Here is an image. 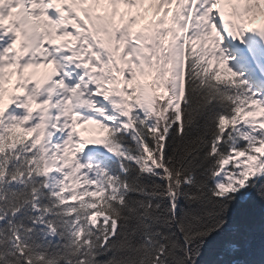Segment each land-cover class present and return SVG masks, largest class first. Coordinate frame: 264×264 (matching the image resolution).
Segmentation results:
<instances>
[{
	"label": "snow or ice",
	"instance_id": "6c2138e0",
	"mask_svg": "<svg viewBox=\"0 0 264 264\" xmlns=\"http://www.w3.org/2000/svg\"><path fill=\"white\" fill-rule=\"evenodd\" d=\"M264 0H0V264H264Z\"/></svg>",
	"mask_w": 264,
	"mask_h": 264
},
{
	"label": "bare ground",
	"instance_id": "6f19581e",
	"mask_svg": "<svg viewBox=\"0 0 264 264\" xmlns=\"http://www.w3.org/2000/svg\"><path fill=\"white\" fill-rule=\"evenodd\" d=\"M262 24H264V18H258L253 24L250 25V27H260ZM247 51V50H246ZM249 57L251 58V67L255 68L257 71H260V67L257 66V62L260 63L261 67H264V54L260 52L255 53V59H253L252 54L248 53Z\"/></svg>",
	"mask_w": 264,
	"mask_h": 264
},
{
	"label": "rangeland",
	"instance_id": "374dc122",
	"mask_svg": "<svg viewBox=\"0 0 264 264\" xmlns=\"http://www.w3.org/2000/svg\"><path fill=\"white\" fill-rule=\"evenodd\" d=\"M244 66H248V65H241L240 68H241L242 70L246 71V67H244ZM247 74H248V73H247Z\"/></svg>",
	"mask_w": 264,
	"mask_h": 264
}]
</instances>
